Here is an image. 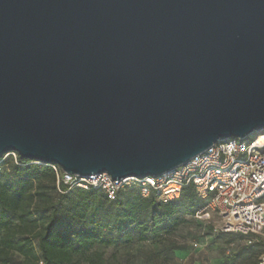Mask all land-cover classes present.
I'll return each instance as SVG.
<instances>
[{
  "label": "water",
  "instance_id": "water-1",
  "mask_svg": "<svg viewBox=\"0 0 264 264\" xmlns=\"http://www.w3.org/2000/svg\"><path fill=\"white\" fill-rule=\"evenodd\" d=\"M264 132V0H0V157L114 180Z\"/></svg>",
  "mask_w": 264,
  "mask_h": 264
},
{
  "label": "trees",
  "instance_id": "trees-1",
  "mask_svg": "<svg viewBox=\"0 0 264 264\" xmlns=\"http://www.w3.org/2000/svg\"><path fill=\"white\" fill-rule=\"evenodd\" d=\"M55 167L18 154L0 164L1 264L16 255L21 264H110L97 249L129 246L135 236L159 240L204 206L193 186L168 203L143 197L138 184L111 201L101 190L64 184Z\"/></svg>",
  "mask_w": 264,
  "mask_h": 264
},
{
  "label": "built area",
  "instance_id": "built-area-1",
  "mask_svg": "<svg viewBox=\"0 0 264 264\" xmlns=\"http://www.w3.org/2000/svg\"><path fill=\"white\" fill-rule=\"evenodd\" d=\"M9 157L17 160V154L11 153L0 157V164ZM61 180L71 187L101 190L111 201L120 190L136 184L143 197L154 194L162 203L178 199L193 186L204 202L196 218H210L213 212L221 219V232L264 235V132L219 142L159 177L114 180L107 173L81 178L62 172Z\"/></svg>",
  "mask_w": 264,
  "mask_h": 264
},
{
  "label": "rangeland",
  "instance_id": "rangeland-1",
  "mask_svg": "<svg viewBox=\"0 0 264 264\" xmlns=\"http://www.w3.org/2000/svg\"><path fill=\"white\" fill-rule=\"evenodd\" d=\"M186 219V223L159 240L139 242L134 234V243L129 246L96 251L110 264H261L264 261V235L247 237L221 232V219L213 212L210 218ZM23 261L22 256L16 255L11 264Z\"/></svg>",
  "mask_w": 264,
  "mask_h": 264
}]
</instances>
